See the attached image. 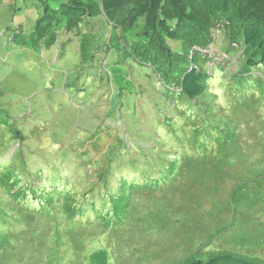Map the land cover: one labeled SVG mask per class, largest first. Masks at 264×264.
<instances>
[{
    "label": "trees",
    "instance_id": "trees-1",
    "mask_svg": "<svg viewBox=\"0 0 264 264\" xmlns=\"http://www.w3.org/2000/svg\"><path fill=\"white\" fill-rule=\"evenodd\" d=\"M32 1L34 23L10 26L12 41L39 51L74 36L78 69L107 60L112 84L93 126L65 147L71 131L40 144L0 113V264H142L168 251L165 264H264L263 236L214 229L234 218L244 185L264 192L253 169L264 113L253 94L236 97L249 69L264 68V0ZM214 76H238L237 92L206 91Z\"/></svg>",
    "mask_w": 264,
    "mask_h": 264
},
{
    "label": "rangeland",
    "instance_id": "rangeland-1",
    "mask_svg": "<svg viewBox=\"0 0 264 264\" xmlns=\"http://www.w3.org/2000/svg\"><path fill=\"white\" fill-rule=\"evenodd\" d=\"M35 7L32 0H0V113L13 115L15 125L27 129L32 127L35 134L43 135L44 137L39 136L40 144L49 142L48 134H58L57 128H64L65 132L71 131L70 139L62 145L65 147L77 141L81 137V128H91L92 122L102 113L105 93L112 84L110 78L112 65L107 60L94 57L91 63L78 69L79 50L77 38L74 36L71 39L67 36L68 41L63 42L61 35L55 45L39 51L15 44L11 39L13 31L10 26L13 27L21 22L26 28L30 27L36 16ZM231 49H240V47L236 45ZM227 70L224 66L220 72L223 74ZM249 71L253 76L262 74L257 79L260 81H254L253 76L250 79L252 83H245L246 80L243 79L242 85L246 89L236 97L245 99L248 94H253L259 103V111L264 113V68L251 67ZM237 77H224L223 80L214 76L213 79L208 80L206 91L224 98L215 89L221 88L226 96L227 89L230 91L233 88L237 92L235 89L236 84H239ZM82 81L85 83L84 86ZM207 106L214 108L211 103ZM239 108L245 111L247 106L243 102L232 103V111L237 112ZM245 112L252 114L251 110ZM22 113L32 117L28 120V125L26 121L21 120ZM6 119L13 122V118L6 117ZM50 121H54V124ZM256 150L261 154L259 152H264V146H258ZM257 160L260 161L253 169L257 173L264 174V161H261V158ZM238 167L240 163L236 162L234 170ZM244 177L251 178L245 174ZM226 195L227 188L219 197L225 199ZM216 199V196H212L201 203L200 210L207 216V222L204 220L199 222L201 231L209 229L212 225L209 210ZM238 199L234 218H231L230 214L227 218L223 215L224 220L217 221L214 229L220 226L226 227L221 233L223 239L228 233H233L243 240H252L257 236L264 237V192L254 193L253 187L248 188L247 183L241 189ZM156 249L160 250L161 246ZM171 249L178 250L179 247L173 244ZM261 250H264V245ZM173 255L168 251L160 256L145 259L142 264H165L164 258L171 263Z\"/></svg>",
    "mask_w": 264,
    "mask_h": 264
}]
</instances>
